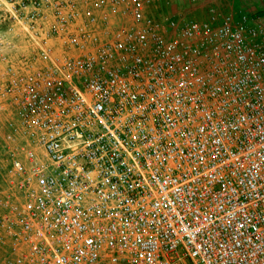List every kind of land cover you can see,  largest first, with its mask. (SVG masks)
<instances>
[{
  "label": "built area",
  "instance_id": "obj_1",
  "mask_svg": "<svg viewBox=\"0 0 264 264\" xmlns=\"http://www.w3.org/2000/svg\"><path fill=\"white\" fill-rule=\"evenodd\" d=\"M155 2L0 0V264H264V24Z\"/></svg>",
  "mask_w": 264,
  "mask_h": 264
},
{
  "label": "rangeland",
  "instance_id": "obj_2",
  "mask_svg": "<svg viewBox=\"0 0 264 264\" xmlns=\"http://www.w3.org/2000/svg\"><path fill=\"white\" fill-rule=\"evenodd\" d=\"M256 1V10L254 13H256L260 21L264 24V6L261 0H255ZM175 5L180 6L181 8H176ZM190 4H185L184 1L180 0H156L155 2V12L156 13H164L169 15H174L175 17L181 18V17H196V13L194 11H191ZM9 116L6 112L0 110V171L4 169L7 166V160H6V153L8 151V148L12 146L14 143L10 139V131L7 126V120ZM1 178V177H0ZM3 182L0 179V187H2ZM1 189V188H0Z\"/></svg>",
  "mask_w": 264,
  "mask_h": 264
},
{
  "label": "crops",
  "instance_id": "obj_3",
  "mask_svg": "<svg viewBox=\"0 0 264 264\" xmlns=\"http://www.w3.org/2000/svg\"><path fill=\"white\" fill-rule=\"evenodd\" d=\"M181 1V0H180ZM185 4H190L191 11L196 13L197 17L207 16L209 8L212 6L221 11H230V10H241L249 13H254L256 10V1L255 0H182ZM179 6V5H178ZM178 6L175 5L178 9ZM182 7V5H181ZM179 6V8H181ZM257 15V14H255Z\"/></svg>",
  "mask_w": 264,
  "mask_h": 264
}]
</instances>
